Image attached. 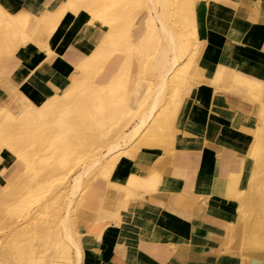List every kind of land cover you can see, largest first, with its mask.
<instances>
[{
    "label": "crops",
    "instance_id": "crops-1",
    "mask_svg": "<svg viewBox=\"0 0 264 264\" xmlns=\"http://www.w3.org/2000/svg\"><path fill=\"white\" fill-rule=\"evenodd\" d=\"M88 2L0 0V21L25 20L27 42L0 54V110L17 90L48 98L72 89L110 55L116 33L91 21ZM193 19L202 32L193 56L198 77L183 99L174 149L165 160L152 152L122 160L129 173L151 163L161 180L133 194L95 184L99 192L78 216L84 264H96L94 251L99 264H264V254L241 253L233 202L253 177L264 112V0H195ZM25 170L2 150L0 191Z\"/></svg>",
    "mask_w": 264,
    "mask_h": 264
},
{
    "label": "bare ground",
    "instance_id": "bare-ground-1",
    "mask_svg": "<svg viewBox=\"0 0 264 264\" xmlns=\"http://www.w3.org/2000/svg\"><path fill=\"white\" fill-rule=\"evenodd\" d=\"M142 1L89 0L91 21L117 36L97 75L85 73L48 98L17 90L0 110V152L10 150L26 166L0 192V264H84L74 216L91 182L100 177L132 194L157 188L156 167L143 162L129 173L122 160L131 152L165 160L174 149L183 99L198 77L193 56L202 32L195 0ZM24 23L17 16L0 21L7 34L0 54L27 43ZM250 160L253 177L234 195L235 216L241 253L264 254V112ZM92 254L99 264L100 251Z\"/></svg>",
    "mask_w": 264,
    "mask_h": 264
},
{
    "label": "rangeland",
    "instance_id": "rangeland-1",
    "mask_svg": "<svg viewBox=\"0 0 264 264\" xmlns=\"http://www.w3.org/2000/svg\"><path fill=\"white\" fill-rule=\"evenodd\" d=\"M143 1H144V0H143ZM143 1H142V3H143ZM144 3H145V1H144ZM144 16H145V10L141 12V14H140L139 17H140L141 19H143ZM112 51H113V50H112ZM111 53H112V52H111ZM103 60H104V59H97V60L95 61V64L93 65L92 69H90V71H89L90 75H95V76L97 75L98 69H99V67L101 66V64L103 63ZM84 74H85V73H84ZM127 154H128V153H127ZM18 179H19V178H18ZM18 179H16V180L14 181V184L17 182ZM99 182L104 183L106 186H108V188H109L111 191H112V190H115V191H116V190H122L123 192L131 193V192H129V191H126V190L120 189L119 187H116V186L110 184L108 181H106V180L103 179V178L96 177V178L91 182V184L89 185V187L87 188V190H86V194H85L83 200H81V202L79 203V205H78V207H77V209H76V211H75V216H74L75 219L78 220L79 212H80L81 209H83V206H84V204H85V200L87 199V196L97 195V193L99 192V191H98V190H99V185H98V186L95 185L96 183H99ZM14 184H13V185H14ZM11 186H12V185H11ZM9 187H10V186H9ZM9 187L2 189L0 192H5ZM84 257H85V256H84V254H83L82 261H84V259H85ZM84 263H85V261H84Z\"/></svg>",
    "mask_w": 264,
    "mask_h": 264
}]
</instances>
